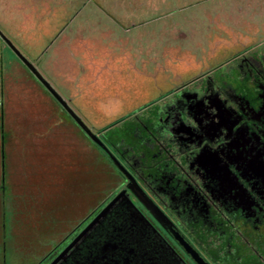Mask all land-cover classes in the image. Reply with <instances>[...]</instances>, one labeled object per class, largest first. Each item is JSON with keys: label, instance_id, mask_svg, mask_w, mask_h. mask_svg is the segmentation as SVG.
Here are the masks:
<instances>
[{"label": "rangeland", "instance_id": "rangeland-1", "mask_svg": "<svg viewBox=\"0 0 264 264\" xmlns=\"http://www.w3.org/2000/svg\"><path fill=\"white\" fill-rule=\"evenodd\" d=\"M0 31L92 133L110 134L132 113L264 42V0H0ZM0 128V259L42 264L118 178L1 38ZM229 232L238 254L257 264L261 240L239 223ZM203 242L219 257L236 254L216 236Z\"/></svg>", "mask_w": 264, "mask_h": 264}, {"label": "flooded vegetation", "instance_id": "flooded-vegetation-1", "mask_svg": "<svg viewBox=\"0 0 264 264\" xmlns=\"http://www.w3.org/2000/svg\"><path fill=\"white\" fill-rule=\"evenodd\" d=\"M250 45L215 71L174 88L160 104L132 113L110 134H96L209 264H250L233 243L234 223L264 245V42ZM93 144L119 185L42 264H50L121 190L130 203L117 202L60 264H84L102 241L115 246L96 264H196L127 188L129 181L109 154ZM206 236L223 240L236 254L215 255L205 248ZM256 259L264 264V251Z\"/></svg>", "mask_w": 264, "mask_h": 264}, {"label": "water", "instance_id": "water-1", "mask_svg": "<svg viewBox=\"0 0 264 264\" xmlns=\"http://www.w3.org/2000/svg\"><path fill=\"white\" fill-rule=\"evenodd\" d=\"M0 38L6 43V45L12 50L15 56L20 62L29 70V72L35 77V79L44 87V89L55 99L57 103L68 113L77 126L87 135V137L96 145L101 147L107 154H109L110 160L113 164L122 172V174L129 181L127 188L138 199L142 206L151 214V216L163 226L175 239V241L183 248L185 253L191 257L196 264H209L205 261L199 253L188 243L179 233L174 230L173 223L164 215L161 209L152 202V200L144 193V191L137 185L134 178L123 168V166L116 160L113 155L108 151L105 145L99 140L96 134L87 128V126L81 121V119L72 111L68 104L61 98V96L52 88V86L42 77L34 65L29 62L16 48L15 46L2 34L0 31ZM127 200L129 202V194L126 190L119 191L108 204H106L99 213L74 237V239L61 251V253L50 263L60 264L61 261L68 252L78 247V243L83 241L93 231V229L101 222V220L111 211L117 202ZM97 244L98 254L93 257L89 252L88 256L83 258L84 264H87L92 259L90 264H96L98 260L105 258V254L108 249H112L115 246L111 241H102ZM71 252V253H72Z\"/></svg>", "mask_w": 264, "mask_h": 264}, {"label": "crops", "instance_id": "crops-1", "mask_svg": "<svg viewBox=\"0 0 264 264\" xmlns=\"http://www.w3.org/2000/svg\"><path fill=\"white\" fill-rule=\"evenodd\" d=\"M2 131H0V251L3 249V251L6 248V242H5V226H4V208H5V201H4V190L2 187V159L4 154V136H3V143H2ZM3 152V153H2ZM5 260L0 259V264H5Z\"/></svg>", "mask_w": 264, "mask_h": 264}, {"label": "trees", "instance_id": "trees-1", "mask_svg": "<svg viewBox=\"0 0 264 264\" xmlns=\"http://www.w3.org/2000/svg\"><path fill=\"white\" fill-rule=\"evenodd\" d=\"M0 131H2V129L0 128ZM1 136H2V143H3V136H4V134H3V132H2V134H1ZM3 153V152H2ZM3 159H4V157H3ZM3 159H2V163H3ZM3 165V164H2ZM97 210V208H95V210L94 211H96ZM83 223H84V221H83ZM83 223L81 224V225H78L77 227H76V229H74L73 231H72V233L70 234V236L75 232V231H77V230H79L80 228H81V226L83 225ZM69 238V237H68ZM61 245H58L56 248H54L51 252H53V251H55L57 248H59ZM51 252L46 256V257H44V259L42 260V262L45 260V259H47L48 258V256L51 254ZM41 264V263H40Z\"/></svg>", "mask_w": 264, "mask_h": 264}]
</instances>
